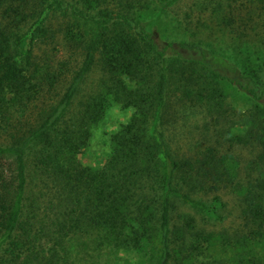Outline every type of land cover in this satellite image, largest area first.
Wrapping results in <instances>:
<instances>
[{"label": "trees", "instance_id": "1", "mask_svg": "<svg viewBox=\"0 0 264 264\" xmlns=\"http://www.w3.org/2000/svg\"><path fill=\"white\" fill-rule=\"evenodd\" d=\"M142 1L0 0V264H264V82L159 41L130 13ZM111 104L130 118L85 164ZM223 192L232 232L176 220L183 204L220 221Z\"/></svg>", "mask_w": 264, "mask_h": 264}, {"label": "rangeland", "instance_id": "2", "mask_svg": "<svg viewBox=\"0 0 264 264\" xmlns=\"http://www.w3.org/2000/svg\"><path fill=\"white\" fill-rule=\"evenodd\" d=\"M165 3L166 0H145L130 8V13L141 19L159 41L198 44L227 59L237 69L255 73L264 82V0H175L164 7ZM97 78L98 74L93 73L88 82ZM130 115L129 109L111 104L93 127L90 146L80 156L82 162L101 166L109 151L110 136L128 121ZM235 153L244 165L250 159L248 149L235 148ZM221 197L225 207L219 211L222 219L218 222L203 223L201 216L183 204H177L174 216L181 221L192 215L205 230L224 227L232 232L240 221L238 200L226 192ZM212 255L211 251L205 252L204 261L215 258ZM138 261L139 257L134 253L106 251L107 264H139Z\"/></svg>", "mask_w": 264, "mask_h": 264}]
</instances>
